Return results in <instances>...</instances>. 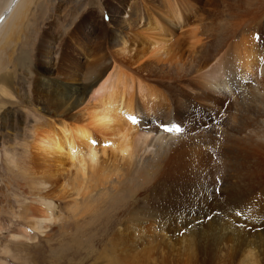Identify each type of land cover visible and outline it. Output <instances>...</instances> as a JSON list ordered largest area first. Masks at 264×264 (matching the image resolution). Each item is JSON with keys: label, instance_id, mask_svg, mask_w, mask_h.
Listing matches in <instances>:
<instances>
[{"label": "bare ground", "instance_id": "6f19581e", "mask_svg": "<svg viewBox=\"0 0 264 264\" xmlns=\"http://www.w3.org/2000/svg\"><path fill=\"white\" fill-rule=\"evenodd\" d=\"M194 1L209 7L204 17ZM217 1L90 0L66 35L51 31L40 47L33 105L47 118L35 117L31 147L39 167L58 154L75 169L58 160L53 174L37 171L38 190H53L66 172L68 209L102 190L114 201L122 190L143 196L150 220L126 216L115 230L158 236L149 264H264V54L245 55L262 41L250 25L261 5L237 13L224 30L226 48L212 54L217 27L204 21ZM6 2L0 31L6 23L28 27L35 0ZM173 126L182 131L165 130ZM57 196L41 202L49 217L27 209L35 224L14 238L63 222ZM139 201L130 208L143 209ZM167 242L174 249L165 252Z\"/></svg>", "mask_w": 264, "mask_h": 264}, {"label": "rangeland", "instance_id": "374dc122", "mask_svg": "<svg viewBox=\"0 0 264 264\" xmlns=\"http://www.w3.org/2000/svg\"><path fill=\"white\" fill-rule=\"evenodd\" d=\"M6 1L0 0V13L6 6ZM246 1L250 3L247 4ZM258 4L261 5V18L250 25L263 31L260 33L262 41L254 40L255 48L248 46L245 55L250 60L264 54V0L217 1L214 6L215 14L211 13L204 21L207 26L209 20L207 28L212 27V22L217 27V41L212 54L226 48L229 39L226 40L224 30L235 20L237 13L245 15L244 11L257 8ZM91 6L90 0H35L31 20L26 24L28 27L19 28L15 24H9L6 28V23L0 31V264H149L152 254L160 246L156 241L150 242L158 237L156 235L138 233L120 237L116 234L115 228L120 226L126 216L133 217L136 222L150 220L149 201L143 196L131 197L132 190H122L117 201H114L113 192L109 194L102 190L90 202H74L72 209H68L70 201L65 199L66 191L62 189L67 179L66 172L62 174V179L54 178L57 182L53 190H38L36 174H53L56 166H52V163L63 161L65 167L71 168V172L75 169L71 167L72 160L65 156L61 159L58 154L49 159L50 167H39V158L31 147L33 129L38 122L35 117H39L41 121L47 118L42 109L38 110L33 105V81L43 71L38 63V58H43L40 47L48 37L53 40L49 33L51 31L53 33L58 29L60 35H66L67 30L83 14L88 13ZM194 8L204 17L209 7L194 1ZM36 23L39 24L38 29ZM248 35L244 31L234 38L240 42ZM33 152L35 156H32ZM128 183L125 180L118 186L123 187ZM143 185L137 183L134 186L136 190H141ZM54 194L59 195L55 198L58 207L54 213L63 222L47 224L45 229H49L44 234L30 231L29 239H15L16 234L25 233L26 228L35 224L34 219L26 218L27 209H31L32 215L37 217L50 216V210L44 209L48 206L43 207L41 202L47 203ZM137 200L142 202L144 210L134 211L130 208V202ZM171 240L182 241L177 236ZM166 244L165 252L174 249L170 242ZM223 264L230 262L225 261Z\"/></svg>", "mask_w": 264, "mask_h": 264}, {"label": "snow or ice", "instance_id": "6c2138e0", "mask_svg": "<svg viewBox=\"0 0 264 264\" xmlns=\"http://www.w3.org/2000/svg\"><path fill=\"white\" fill-rule=\"evenodd\" d=\"M131 119H132L133 123H137L138 122L136 117H132ZM165 130L169 131V132H173L174 131V132H177V133L182 131V129L180 127H177V126H173L171 128H166ZM93 143H95V141H93Z\"/></svg>", "mask_w": 264, "mask_h": 264}]
</instances>
